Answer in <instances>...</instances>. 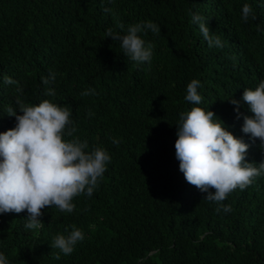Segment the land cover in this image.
I'll return each mask as SVG.
<instances>
[{
    "label": "trees",
    "instance_id": "obj_1",
    "mask_svg": "<svg viewBox=\"0 0 264 264\" xmlns=\"http://www.w3.org/2000/svg\"><path fill=\"white\" fill-rule=\"evenodd\" d=\"M244 4L253 10L247 22ZM190 11L209 20L222 49L209 48ZM141 21L161 29L141 34L154 46L150 65L127 59L106 36ZM51 72L54 97L42 82ZM4 75L17 83L5 84ZM194 79L199 106L250 145L248 162H264L260 141L242 132L253 115L244 90L264 80V0H0V133L16 126L4 112L16 107L19 87L27 103L69 107L86 151L111 156L92 196L73 199L72 213L45 208L36 230H25L26 211L0 214L8 264H264V175L231 192L222 202L231 211L218 213L179 170L177 123L195 106L185 100ZM89 89L96 94L81 95ZM72 226L85 239L55 259L53 237Z\"/></svg>",
    "mask_w": 264,
    "mask_h": 264
},
{
    "label": "clouds",
    "instance_id": "obj_2",
    "mask_svg": "<svg viewBox=\"0 0 264 264\" xmlns=\"http://www.w3.org/2000/svg\"><path fill=\"white\" fill-rule=\"evenodd\" d=\"M104 11L109 13L112 9L105 8ZM252 13L251 6L244 4L242 20L247 22ZM190 17V22L198 26L209 48L224 47L221 38L210 30L208 19L191 11ZM118 27L124 30L123 24ZM149 31L156 34L161 29L151 21H141L128 26L123 34L109 28L106 36L119 41L127 59L150 65L154 46L150 42L146 44L141 35ZM55 80V72L42 78L46 86L45 96L56 95L55 89L48 87ZM3 82L7 85L17 83L7 75L3 76ZM199 87L200 81L194 79L186 88L185 100L195 106L179 115L176 158L185 180L207 193L205 199L219 205L216 208L218 213L221 210L228 213L231 206L222 202L237 188L243 190L264 175V162H248L246 156L250 145L227 130L213 111L199 106L202 103ZM16 91V107H8L4 112L15 117L16 126L0 133V214L26 211L25 230H36L43 227L41 217L45 208L54 207L72 213L76 207L73 203L75 197H91L111 156L100 147L86 151L88 142L74 136L77 127L71 119L69 107L48 99L38 104L27 103L20 99L24 90L18 87ZM95 94L94 89L81 93L82 96ZM242 99L253 114L244 117L242 132L249 134L253 141L258 139L264 150V80L254 89L245 88ZM231 102L239 113L240 102L235 99ZM88 114L92 115L91 112ZM113 143L119 144V141L113 139ZM84 239L83 231L75 226L67 235L54 236L51 247L59 250L55 259H60L59 253L70 255L75 245ZM0 264H8L3 253H0Z\"/></svg>",
    "mask_w": 264,
    "mask_h": 264
}]
</instances>
